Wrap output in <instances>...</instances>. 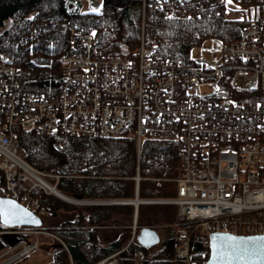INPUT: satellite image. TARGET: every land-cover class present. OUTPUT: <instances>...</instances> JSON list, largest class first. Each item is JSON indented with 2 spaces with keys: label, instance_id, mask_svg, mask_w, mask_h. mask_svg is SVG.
<instances>
[{
  "label": "built area",
  "instance_id": "1",
  "mask_svg": "<svg viewBox=\"0 0 264 264\" xmlns=\"http://www.w3.org/2000/svg\"><path fill=\"white\" fill-rule=\"evenodd\" d=\"M239 2L141 0V24L146 11L175 14L183 6L189 15L219 13L222 7L236 9ZM102 3L85 0V11L97 14ZM75 36L84 39V49L61 59L63 75L52 96L24 90L18 69L0 52V195L40 217L49 214L39 196L46 187L43 176L53 175L29 170L27 152L18 142L21 129L127 138L136 142L137 151L144 140L166 141L177 145L180 160L173 179L177 198L138 199L135 205L180 206L183 226L174 235L175 260L206 264L191 258L193 239L187 225L205 235L200 244L208 251L211 233L264 234V0H258L257 17L234 41L207 40L206 47L200 46L204 55L190 54L187 62L157 57L154 41L143 36L131 58L103 52L94 46L93 35L73 30L70 49H75ZM33 175L36 182L29 178ZM0 226L20 235L39 232ZM145 227L135 220L129 244ZM26 243L4 248L0 264H13L38 250V243ZM123 250L95 264H120Z\"/></svg>",
  "mask_w": 264,
  "mask_h": 264
},
{
  "label": "trees",
  "instance_id": "2",
  "mask_svg": "<svg viewBox=\"0 0 264 264\" xmlns=\"http://www.w3.org/2000/svg\"><path fill=\"white\" fill-rule=\"evenodd\" d=\"M235 10L239 17H228L223 7L219 13L211 10L194 15L183 6L175 14L148 11L142 26L141 0H103L97 14L84 11L80 0H0V28L11 20L10 27L0 34V51L18 69L24 90L52 96L63 75L61 59L84 49V39L78 36L73 37L75 49H70L72 30L78 35H93L97 49L127 58L134 55L143 36L154 41L157 57L187 62L192 49L206 40L234 41L240 29L257 17L258 0H240ZM244 100L254 103L247 97ZM17 135L27 161L59 176L50 180L66 195L81 200H131L135 197L137 167L142 178L141 199L176 195L173 179L180 160L175 143L144 140L138 155L136 142L127 138L22 129ZM2 184L0 175V187ZM39 202L49 211V215H41L39 229L49 230L66 246L58 243L47 264H95L122 249L120 264H185L174 259V234L183 226L175 205L142 204L137 210L130 204L70 205L45 193L40 194ZM136 211L138 226L174 234L170 232L157 247L147 248L137 241L129 244ZM104 227L113 228L115 233L104 234ZM185 227L193 239L191 258L207 261L209 251L200 244L205 235ZM5 231L0 226V251L27 240V235Z\"/></svg>",
  "mask_w": 264,
  "mask_h": 264
},
{
  "label": "water",
  "instance_id": "3",
  "mask_svg": "<svg viewBox=\"0 0 264 264\" xmlns=\"http://www.w3.org/2000/svg\"><path fill=\"white\" fill-rule=\"evenodd\" d=\"M0 223L6 227L40 228L43 220L16 199L0 195ZM137 242L152 248L160 243V236L154 228L145 227L139 232ZM206 264H264V234L211 233Z\"/></svg>",
  "mask_w": 264,
  "mask_h": 264
},
{
  "label": "rangeland",
  "instance_id": "4",
  "mask_svg": "<svg viewBox=\"0 0 264 264\" xmlns=\"http://www.w3.org/2000/svg\"><path fill=\"white\" fill-rule=\"evenodd\" d=\"M80 1H82L83 9L85 11V0H80ZM233 11H235L234 8L229 10V12H227L226 15L228 17H239L240 16L239 13H233ZM146 12H148V11H146ZM146 12H145V14H146ZM141 21H142V16H141ZM10 24H11V20H7L5 22V24H4V26L0 28V34H2L5 30H7L10 27ZM206 41H204L200 46L204 45V47H206L207 46ZM217 45H219V44H217ZM0 52H2V51H0ZM199 52H202V51H201L200 47H197V48L192 49L190 54L192 56H194L195 54H197ZM2 53H4V52H2ZM4 54H6V53H4ZM202 54L204 55L203 52H202ZM205 56L207 57L206 54H205ZM139 151H137L138 155L140 154ZM29 165L31 167L29 170L34 171V169H36L31 164H29ZM29 178L31 180H33L34 182H36V180L34 179V175L30 176ZM51 178H56L58 180L59 176L58 177H57V175H53V176L46 175L45 177L43 176V183L46 184V187L44 188V190L41 191V193H45L47 195H51V196L63 201L64 203H67V204H70V205L71 204H73V205H105V204H108V205H112V204L128 205V204H130V205H133L135 207V210H136V208L139 205H142V202H141L138 206H136L135 203L137 202V200L138 199L141 200V201L145 200V199H141L139 197V182L142 179L140 174H139V167H137L136 176L134 177L135 184H136L135 197L133 199H131V200H109V199H85V200H81V199H77V198H74L72 196H69V195H66V194L60 192L57 189V184H53L52 181L50 180ZM173 182H175V181H173ZM176 186H177L176 195L174 197L164 198V199H166V200H174V199L177 198V195H178V184L177 183H176ZM52 190L54 191V193L57 192L59 194L64 195L67 198H71L72 201H67V200L61 199L57 194H54L53 192H51ZM168 205H174V204H168ZM175 206H177L178 210L180 209L179 205H175ZM136 214H137V211L135 212V215L133 217V224H132V220H131V221H128V225L132 224V226H133L135 220H136V224H137ZM46 215H49V214H46ZM54 223H57V222L55 221ZM132 226H131V231H132ZM24 228H28V227H24ZM104 228H108V227H104ZM165 230L164 229L162 230V234H160L159 231H158L161 241L168 234H170V232H172V231H167V230L165 231ZM102 231H103L104 234H106L108 236H112L113 233H115L114 230L109 229V228L108 229H103ZM172 234H174V232H172ZM26 235H27V240H26L27 243H34V244L38 243V250H35V251L29 253L28 255L24 256L23 258L19 259L18 261H16L13 264H26V263H28V264H47L51 260V258L53 256V253H54V250L58 247V243H60V241L57 240L54 237L55 235L50 233L49 230H47L45 228L39 229V232H37V233H36V231H33L31 233H27ZM160 243L158 245L154 246V247L159 246ZM1 251H0V255L2 254ZM1 262H2V259H0V263Z\"/></svg>",
  "mask_w": 264,
  "mask_h": 264
},
{
  "label": "bare ground",
  "instance_id": "5",
  "mask_svg": "<svg viewBox=\"0 0 264 264\" xmlns=\"http://www.w3.org/2000/svg\"><path fill=\"white\" fill-rule=\"evenodd\" d=\"M51 192H53L54 193V191L52 190ZM54 194H57L60 198H63V199H65V200H67V201H72V199L71 198H67V197H65L64 195H62V194H59V193H57V192H55ZM179 216V215H178ZM141 231V230H140ZM139 231V232H140ZM158 233V232H157ZM139 234V233H138ZM159 234V233H158ZM160 242H161V239H160Z\"/></svg>",
  "mask_w": 264,
  "mask_h": 264
},
{
  "label": "snow or ice",
  "instance_id": "6",
  "mask_svg": "<svg viewBox=\"0 0 264 264\" xmlns=\"http://www.w3.org/2000/svg\"><path fill=\"white\" fill-rule=\"evenodd\" d=\"M226 3H228V4H231L232 3V0H226ZM96 9H93V11H95ZM37 223H38V221H37Z\"/></svg>",
  "mask_w": 264,
  "mask_h": 264
},
{
  "label": "crops",
  "instance_id": "7",
  "mask_svg": "<svg viewBox=\"0 0 264 264\" xmlns=\"http://www.w3.org/2000/svg\"><path fill=\"white\" fill-rule=\"evenodd\" d=\"M136 210H137V208H136ZM136 217H137V214H136ZM136 217H135V218H136ZM105 229H108V228H105ZM109 229H112V230H113V228H110V227H109ZM113 234H114V233H113ZM159 236H160V235H159ZM26 264H28V263H26Z\"/></svg>",
  "mask_w": 264,
  "mask_h": 264
}]
</instances>
